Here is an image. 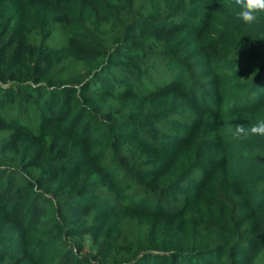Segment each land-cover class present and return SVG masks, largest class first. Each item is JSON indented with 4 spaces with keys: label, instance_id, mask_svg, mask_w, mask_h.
I'll return each instance as SVG.
<instances>
[{
    "label": "trees",
    "instance_id": "obj_1",
    "mask_svg": "<svg viewBox=\"0 0 264 264\" xmlns=\"http://www.w3.org/2000/svg\"><path fill=\"white\" fill-rule=\"evenodd\" d=\"M258 119L264 14L0 0V264H264Z\"/></svg>",
    "mask_w": 264,
    "mask_h": 264
},
{
    "label": "clouds",
    "instance_id": "obj_2",
    "mask_svg": "<svg viewBox=\"0 0 264 264\" xmlns=\"http://www.w3.org/2000/svg\"><path fill=\"white\" fill-rule=\"evenodd\" d=\"M236 17L245 25H253L258 22L260 14H264V0H233ZM231 135L235 139H247L252 136L264 137V119H258L255 124L248 127L237 124L230 128Z\"/></svg>",
    "mask_w": 264,
    "mask_h": 264
},
{
    "label": "rangeland",
    "instance_id": "obj_3",
    "mask_svg": "<svg viewBox=\"0 0 264 264\" xmlns=\"http://www.w3.org/2000/svg\"><path fill=\"white\" fill-rule=\"evenodd\" d=\"M73 6H74L73 4L70 5V7H71L72 10H73Z\"/></svg>",
    "mask_w": 264,
    "mask_h": 264
}]
</instances>
